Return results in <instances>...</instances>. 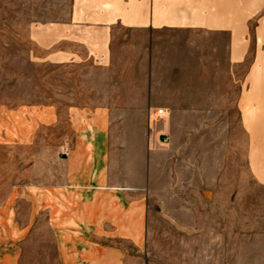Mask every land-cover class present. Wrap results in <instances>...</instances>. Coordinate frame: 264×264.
Here are the masks:
<instances>
[{
    "label": "crops",
    "instance_id": "crops-1",
    "mask_svg": "<svg viewBox=\"0 0 264 264\" xmlns=\"http://www.w3.org/2000/svg\"><path fill=\"white\" fill-rule=\"evenodd\" d=\"M78 1L50 57L90 67L104 99L0 107L17 174L0 196V264H142L149 172H195L201 145L211 160L198 131L214 114L225 130L236 114L251 172L264 158V0Z\"/></svg>",
    "mask_w": 264,
    "mask_h": 264
},
{
    "label": "rangeland",
    "instance_id": "rangeland-1",
    "mask_svg": "<svg viewBox=\"0 0 264 264\" xmlns=\"http://www.w3.org/2000/svg\"><path fill=\"white\" fill-rule=\"evenodd\" d=\"M76 1L0 0V107L104 99L89 95L100 83L90 67L61 66L50 57ZM214 115L215 126L198 131L210 133L211 160H203L201 145L191 162L195 172H149L142 264H264V158L251 172L249 138L236 114H223L226 130ZM9 154L0 151V196L17 175ZM185 163L167 160L161 167L182 171Z\"/></svg>",
    "mask_w": 264,
    "mask_h": 264
},
{
    "label": "built area",
    "instance_id": "built-area-1",
    "mask_svg": "<svg viewBox=\"0 0 264 264\" xmlns=\"http://www.w3.org/2000/svg\"><path fill=\"white\" fill-rule=\"evenodd\" d=\"M158 113H161V111H158ZM70 150L67 146H62L60 148V155L63 156V157H67L68 154H69Z\"/></svg>",
    "mask_w": 264,
    "mask_h": 264
}]
</instances>
